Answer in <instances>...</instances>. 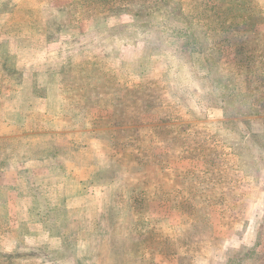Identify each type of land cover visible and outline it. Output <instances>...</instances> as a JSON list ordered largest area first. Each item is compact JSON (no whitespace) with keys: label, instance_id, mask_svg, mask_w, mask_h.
Listing matches in <instances>:
<instances>
[{"label":"rangeland","instance_id":"374dc122","mask_svg":"<svg viewBox=\"0 0 264 264\" xmlns=\"http://www.w3.org/2000/svg\"><path fill=\"white\" fill-rule=\"evenodd\" d=\"M256 244L242 264H264V0H0V264Z\"/></svg>","mask_w":264,"mask_h":264},{"label":"trees","instance_id":"16d2710c","mask_svg":"<svg viewBox=\"0 0 264 264\" xmlns=\"http://www.w3.org/2000/svg\"><path fill=\"white\" fill-rule=\"evenodd\" d=\"M159 39L165 38L169 39L170 42H172V39L174 38H170L167 35H162V34H158ZM177 49V48H176ZM178 54L180 55V57H183L184 55H187L189 51H185L183 48H179ZM258 244L254 245V246H250V247H242L245 250L242 249V251L238 250L235 252H230L228 251V253H226L227 255V260H226V264H234L236 262V264H242L247 258H251V255H254V253L257 251L256 248ZM232 254H230V253ZM0 257H2L0 255Z\"/></svg>","mask_w":264,"mask_h":264}]
</instances>
